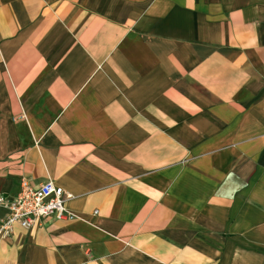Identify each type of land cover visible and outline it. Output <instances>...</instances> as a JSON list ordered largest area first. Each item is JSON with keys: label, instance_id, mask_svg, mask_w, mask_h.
I'll return each mask as SVG.
<instances>
[{"label": "crops", "instance_id": "0c3cea01", "mask_svg": "<svg viewBox=\"0 0 264 264\" xmlns=\"http://www.w3.org/2000/svg\"><path fill=\"white\" fill-rule=\"evenodd\" d=\"M22 178L77 218L0 264H264V0H0V195Z\"/></svg>", "mask_w": 264, "mask_h": 264}, {"label": "built area", "instance_id": "2783aa9c", "mask_svg": "<svg viewBox=\"0 0 264 264\" xmlns=\"http://www.w3.org/2000/svg\"><path fill=\"white\" fill-rule=\"evenodd\" d=\"M20 117L25 118V114ZM72 196L52 179L35 185L29 178H22L16 196L6 198L0 195V205L8 212L0 222V239L11 236L17 226L31 229L49 219H76L77 216L67 208V201Z\"/></svg>", "mask_w": 264, "mask_h": 264}]
</instances>
